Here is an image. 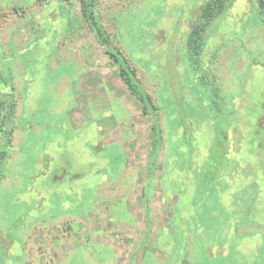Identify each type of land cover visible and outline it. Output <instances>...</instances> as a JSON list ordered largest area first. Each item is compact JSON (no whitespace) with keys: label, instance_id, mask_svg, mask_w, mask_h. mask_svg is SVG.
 I'll use <instances>...</instances> for the list:
<instances>
[{"label":"rangeland","instance_id":"obj_1","mask_svg":"<svg viewBox=\"0 0 264 264\" xmlns=\"http://www.w3.org/2000/svg\"><path fill=\"white\" fill-rule=\"evenodd\" d=\"M206 1L0 0V264H264L262 16L232 0L195 59Z\"/></svg>","mask_w":264,"mask_h":264},{"label":"trees","instance_id":"obj_2","mask_svg":"<svg viewBox=\"0 0 264 264\" xmlns=\"http://www.w3.org/2000/svg\"><path fill=\"white\" fill-rule=\"evenodd\" d=\"M82 1L83 16L85 19L90 17V19L87 20H90L91 22L93 20L92 13L88 10V4H86L85 0ZM231 2L232 0H207L206 3L201 6L197 17L194 20L191 32L188 36L187 44L189 50L193 52V57H196L200 51L202 35L206 28L213 20L217 18L218 15L230 7ZM254 2L259 14L262 16L264 27V0H254ZM91 25L94 27L93 30L98 42L107 48L106 51L110 59L119 65V75L126 87L131 92L141 96V92L138 90V86L133 80L132 74L129 73L128 68L125 66L126 62L123 55L119 51L111 50L109 45L106 44V37L103 30L99 28L95 22L91 23ZM8 71V69L4 70L2 67H0V171L2 168L8 165L11 158V150L13 147L12 140L15 132L16 115L18 109V95L16 94V89L12 82L11 72ZM224 148L225 146H221L217 150L220 153H223ZM208 174L209 173L203 177V179H206V181ZM3 176L4 174H2L0 178L2 179ZM51 188L54 189V187ZM206 200H210V197L208 196Z\"/></svg>","mask_w":264,"mask_h":264}]
</instances>
